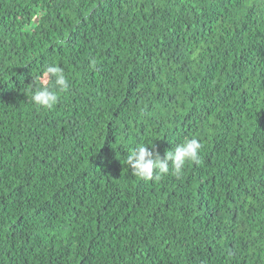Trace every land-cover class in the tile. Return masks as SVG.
Segmentation results:
<instances>
[{
  "label": "trees",
  "instance_id": "1",
  "mask_svg": "<svg viewBox=\"0 0 264 264\" xmlns=\"http://www.w3.org/2000/svg\"><path fill=\"white\" fill-rule=\"evenodd\" d=\"M0 264H264V0H0Z\"/></svg>",
  "mask_w": 264,
  "mask_h": 264
},
{
  "label": "clouds",
  "instance_id": "2",
  "mask_svg": "<svg viewBox=\"0 0 264 264\" xmlns=\"http://www.w3.org/2000/svg\"><path fill=\"white\" fill-rule=\"evenodd\" d=\"M193 59L199 55V50L193 52ZM44 77L47 80H54L53 88L46 83H41L32 93V101L42 108H52L59 100L58 92H63L69 88V79L65 70L56 64L50 63L44 69ZM138 144L125 157V163L131 168L134 176L151 181L154 176L159 179L161 175L169 173L181 175L187 163H200V150L202 144L198 138L185 137L174 147L165 151L163 156L155 150L153 145Z\"/></svg>",
  "mask_w": 264,
  "mask_h": 264
}]
</instances>
